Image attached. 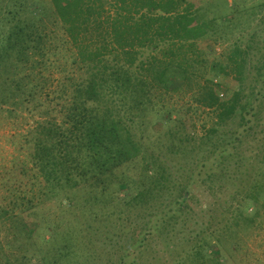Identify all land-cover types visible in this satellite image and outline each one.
Masks as SVG:
<instances>
[{
  "label": "trees",
  "instance_id": "obj_1",
  "mask_svg": "<svg viewBox=\"0 0 264 264\" xmlns=\"http://www.w3.org/2000/svg\"><path fill=\"white\" fill-rule=\"evenodd\" d=\"M224 7L228 13L217 19L201 15L191 0H0V109L28 113L35 121L25 166L42 181L31 200L22 195L23 183H12L13 208L3 210L0 221L19 224L20 239L0 243V264L98 263L104 249L99 239L82 241L81 231L62 215L46 217L37 202L41 197L46 203L65 198L66 210L89 206L97 218L118 208L149 215L141 218L143 232L130 248L118 247L115 254L109 240L103 252L108 264H140L148 241L181 219L204 177L251 183L250 206L264 202V151L262 173L253 182L259 157L236 155L263 121L264 18L251 44L243 48L236 39L226 62H214L192 94L198 107L217 116L218 129L201 139L198 150L206 161L191 168L185 184L160 175L161 159L187 157L186 144L193 140L167 99L190 87L201 65L208 66L202 42L235 30L239 7ZM222 75L235 76V89L218 80ZM230 123L238 127L235 133ZM234 158L230 173L226 165ZM171 199L155 214L160 202ZM15 211L20 215L13 216ZM214 242L202 241L200 253L222 264L207 255L217 248L223 258L229 242Z\"/></svg>",
  "mask_w": 264,
  "mask_h": 264
},
{
  "label": "rangeland",
  "instance_id": "obj_2",
  "mask_svg": "<svg viewBox=\"0 0 264 264\" xmlns=\"http://www.w3.org/2000/svg\"><path fill=\"white\" fill-rule=\"evenodd\" d=\"M191 1L194 2L197 9H200V14H206L208 18L219 19L226 16L228 12L225 11L224 3H228L229 6L237 5L239 11L236 16L235 30L227 32L226 36H213L202 42L201 48L208 66L206 64L200 66L202 68L197 71L196 81L177 95H173L171 99H167L170 106L179 109L180 117L184 119V128L188 129L187 133H190L193 140L192 143L186 144L189 146L187 157H182L183 154L180 156L182 159L180 157H172V159L167 156L163 157L159 170L162 178L175 181L179 178L183 184L186 183V175H190L191 168L196 170L206 161L199 160L200 156L202 157L198 153L202 143L201 139L206 138L213 129L217 128L216 113L198 107L192 99V94L199 90V84L205 83L214 62H226L228 53L236 39L241 40L243 48L251 44V35L259 31V25L264 18V0ZM209 45L211 46L210 52H206ZM220 78L218 80L230 87V90L235 89V76L222 75ZM262 116L263 121L251 132L250 138L244 139L243 145L236 153V155H242L245 160L250 157H259L257 159L259 161H255L252 165L256 169L251 178L252 182L262 173L260 165L264 151V147L261 146L263 143L261 141L264 139V114ZM34 124L35 121L28 113L17 112L12 115L7 109H0V218L3 217V210L10 211L13 208L9 190L13 188L11 185L15 180L24 184V194L22 195L28 199L38 198L37 195L40 193L39 186L42 181L37 179L38 172L33 170L30 165L25 166L33 151L30 139ZM161 128L157 125L156 132H159ZM229 129L235 133L238 127L236 124L230 123ZM224 130L220 131L223 133ZM218 136L220 137L221 134ZM194 139L197 141L193 142ZM235 158L226 165L230 173L235 169L233 164ZM156 160H158L157 157ZM247 168L250 170L249 167ZM178 172L179 174H177ZM240 173H244L243 168L240 169ZM201 183L192 192L190 201L187 202L189 206L186 207L184 213L178 214L181 219L178 222L177 220L172 222L173 227L161 228V231L148 241L146 249L142 250L140 264H203V261L206 264H214L211 259L203 257L204 254L200 253L199 246L202 241L215 244L214 240L217 239L228 241L229 244L226 250L224 249L223 258L220 257L221 254L217 248L209 249L207 255L209 258L217 260L220 258L222 264H229L230 260L234 262L233 264H264V202L262 203V200L259 199L257 206H250V199L253 196L252 184L245 185L241 184L243 182L239 184L237 182L234 185V181L227 183L226 180L214 178L211 181H205V177ZM173 194L177 196L178 192L174 191ZM124 197L125 195H121V198ZM44 199L45 197H41L40 201L37 199L36 201L39 204H44L43 213L46 214V217L49 215L51 218H55L62 215L65 223L81 231L82 241L91 238L95 241L98 238L99 244L104 246L103 252L105 245L110 243V239L113 242L110 243V248L113 252L116 251L115 254H117L118 247L124 251V249L133 246L143 232L144 222L141 218L148 220L149 217L141 211L127 215L123 213V208L121 210L118 208L115 214H112V210L104 215L97 213L96 215L99 216L97 218L90 213L89 206L66 210L62 206L63 202L67 203L65 198L61 197L60 201L48 203ZM173 201L171 199V201L160 202L159 206H156L155 214L164 210V207H161L163 204L168 206ZM18 215H20L19 211L13 213V216ZM128 219L130 221H127ZM17 225L19 224L15 225L11 219L0 221V243L20 239L17 235ZM169 231L172 233H168ZM106 251L108 252V249ZM103 252L99 253L100 259L98 263L94 261V264H108L109 256ZM112 257V259L118 258L113 253Z\"/></svg>",
  "mask_w": 264,
  "mask_h": 264
}]
</instances>
